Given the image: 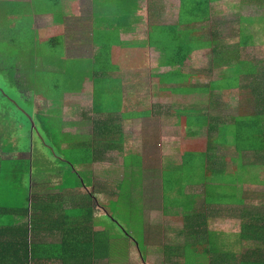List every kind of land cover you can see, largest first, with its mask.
Returning a JSON list of instances; mask_svg holds the SVG:
<instances>
[{
	"label": "crops",
	"instance_id": "1",
	"mask_svg": "<svg viewBox=\"0 0 264 264\" xmlns=\"http://www.w3.org/2000/svg\"><path fill=\"white\" fill-rule=\"evenodd\" d=\"M237 1L0 0V94L30 124L0 128V205L46 206L63 230L36 238L95 239L98 264L244 253L241 223L264 224V6L233 21Z\"/></svg>",
	"mask_w": 264,
	"mask_h": 264
},
{
	"label": "trees",
	"instance_id": "2",
	"mask_svg": "<svg viewBox=\"0 0 264 264\" xmlns=\"http://www.w3.org/2000/svg\"><path fill=\"white\" fill-rule=\"evenodd\" d=\"M102 208L108 215H111L107 208ZM37 212V215L32 217L31 223H25L20 220L28 214L27 208L0 205V264H70L71 262L72 264H98L104 258L96 248L95 239L92 238L89 240L90 248L78 251L74 249L77 244L71 245L72 240L68 236L62 235L59 244L38 240L35 230L39 228L63 230V223L60 222L59 217L54 219L48 217L46 206H38ZM86 213L90 220L93 214L92 205L87 207ZM5 216L10 218V223H2V218ZM14 216L18 217L20 222H14ZM187 222L188 226L192 225L189 223L191 221ZM241 225L247 229L246 232L241 231L243 239L253 242V245L249 246L244 253L239 255L219 253L212 246L210 249L198 248L195 252L187 248L183 256L184 264L191 262H197L196 264H264V224L251 222L247 225L241 223ZM199 226H206V223H200ZM199 240L214 244V239L211 237L208 239L199 237ZM165 256L167 264H169L168 261L177 264L173 252L166 251Z\"/></svg>",
	"mask_w": 264,
	"mask_h": 264
},
{
	"label": "rangeland",
	"instance_id": "3",
	"mask_svg": "<svg viewBox=\"0 0 264 264\" xmlns=\"http://www.w3.org/2000/svg\"><path fill=\"white\" fill-rule=\"evenodd\" d=\"M248 2H253V0H247ZM246 0H238L237 2H235L232 6V12H233V15H232V18H233V21L237 20L235 18V14H239L240 12L243 13V14H246V13H249V10L248 9H245V3ZM263 2V6H264V0H262ZM243 3V4H241ZM236 4H240L239 6H236ZM256 11L254 8H251V13ZM3 48L5 49L6 47H3V45L1 44L0 46V55L3 53ZM18 48V47H17ZM19 49V48H18ZM18 49H13L11 50L10 47H8V51L9 53L11 54H15L17 52ZM27 51L31 53H33V49L31 47H28ZM3 56H8V55H5L3 54L2 55V58ZM11 58V56H9V59ZM0 65H3V63L1 62L0 60ZM10 83H12V79H9ZM14 81L15 83L17 84V82L21 85V83L23 82V80L21 79L20 81H17L15 78H14ZM3 82V85L0 86V91H3V92H8V94H11V92L13 91L14 88H12L13 86H11L10 84H6L5 81H2ZM21 82V83H20ZM0 83H1V80H0ZM16 101H18L16 99ZM13 113H18L17 111H15V109L13 108L12 104L6 99L4 98L1 94H0V128L3 126L5 127L9 132H12L14 131L15 133H17V135L19 137H23L24 134H25V131H27L29 128H30V124L28 125V123L26 122V124H23L19 121L18 119V114L17 116L14 118L13 116H10L12 115ZM9 119H14L15 123L17 124L16 126L14 125H9L10 123V120ZM8 120V122L6 121ZM105 208H107V210H109V212H111V204H102ZM120 216L121 215H124V210H121L120 211ZM252 245H253V242H252ZM146 255V262L145 264H160V261H159V251L156 250L154 248L153 250V254L148 252L147 251V254Z\"/></svg>",
	"mask_w": 264,
	"mask_h": 264
}]
</instances>
